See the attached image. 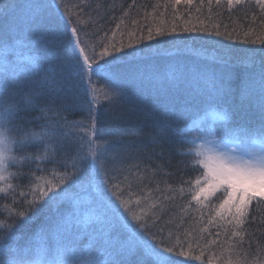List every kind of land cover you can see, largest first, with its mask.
Here are the masks:
<instances>
[{
    "label": "snow or ice",
    "instance_id": "6c2138e0",
    "mask_svg": "<svg viewBox=\"0 0 264 264\" xmlns=\"http://www.w3.org/2000/svg\"><path fill=\"white\" fill-rule=\"evenodd\" d=\"M184 2L190 5L193 0ZM233 2L247 4L252 0H228L229 6ZM254 2L264 11V0ZM180 3L181 0H175V4ZM216 3L220 4V0ZM89 7L88 0H80L79 4L72 5L77 9L74 13L63 0H57L55 8L49 0H0V49H3V55H0V106L11 102L13 135L20 137L28 131L18 124L19 115L27 109H40L39 100L45 95L60 97L63 94L73 102L62 110L86 111L90 122L89 138L84 141L86 149H81L78 163L73 165L75 171L56 183L47 181L49 186L46 188L37 185L39 191L22 211L14 212L11 223L0 220V264H144L145 256L151 257L153 264H191L192 260H200L203 250L197 238L186 233L185 239H181L173 231H166L167 209L175 207L176 200L183 199L186 191L183 186L173 189L170 184L167 187L171 194L162 196L159 204L150 205V211L140 208L137 212L133 201L124 199L120 184L116 183L112 187L122 208L110 196L94 198L91 207L95 212L88 218L82 219L79 207H73L51 226L42 228L34 238L21 242L17 237L19 218L30 217L35 211L34 205L49 197V193V199L60 197L71 202L73 188L85 172L103 173L108 182L113 177L108 175L107 163L140 158L139 154H145L156 165H144L143 172L149 174V179L163 172L165 165L171 163L173 152L193 157L190 162H184L185 167L202 166L201 176L195 179L194 187L187 190L191 200L180 206L181 211L191 209L194 201L199 206L196 211L200 212L205 201L218 198L220 202L215 214L210 213L208 223L216 222L220 227L219 222L223 221L226 225L224 234L240 238L237 244L243 243V229L251 215V206L254 202L264 203V49L259 59L254 58L249 63L240 87L241 103L234 104L231 102L234 94L233 45L225 44L224 40L242 39L246 44L264 45V30L257 33L248 28L241 33L235 28L229 30L225 25L221 31L219 23L211 29L196 25L181 29L182 33L204 34L192 37L178 34L175 26L170 30L164 26L148 27L146 36L143 32H128L127 44L123 40L119 45L101 43L100 51L93 47L88 55L81 47L84 40L79 33L83 32L85 37L89 33L79 23V17ZM260 24L264 26V19ZM116 28L119 29L120 24ZM49 34L58 49L53 55L61 58L59 72L50 69L53 57L49 54ZM112 35L115 37L116 32ZM157 37H171L174 41L175 55L167 61L166 67L160 62L166 56L167 39ZM217 37L222 39H214ZM192 39L210 41L217 46L211 63L190 66L184 62L185 41ZM251 55L255 57L256 50L253 49ZM121 62L133 64V71L118 73L116 65ZM93 77L111 85L105 100L116 113L114 119L119 126L115 129L107 130L103 120L97 122L93 101L98 97L93 93L92 100L88 99ZM23 89L27 92L20 91ZM138 94L151 95L156 110L161 112L159 118H153L151 132L147 134L153 145L148 153H145L147 145L136 146L124 139L129 134L139 135L143 130L131 118L136 107L128 108L126 113L118 111L121 105H135L134 96ZM16 96H20V100H15ZM209 110L213 115L211 121L207 120ZM42 111L43 127L50 132V138L55 139L64 130L73 128L66 118L47 119L51 106ZM189 125L195 127L190 129ZM189 131L199 133L196 141L200 148L181 151L176 145L191 142L187 139ZM31 144L18 145L17 152ZM133 153L137 155L133 156ZM153 157L158 161H153ZM20 164L6 166L0 159V193L14 188L11 181L17 173L12 169ZM6 167L11 171L6 172ZM132 169L139 171L140 165H132L125 171ZM123 178L127 180V176ZM187 183L192 185L193 181ZM156 191H161L159 182ZM135 203L139 205V199ZM128 215L137 221L142 233L129 235L120 231L121 225H127ZM172 240H175L174 244L170 243ZM225 242L232 250L230 240ZM257 245L264 249L259 241ZM185 246L189 251H185ZM197 249L201 250V256L189 255ZM134 257L137 258L135 261Z\"/></svg>",
    "mask_w": 264,
    "mask_h": 264
},
{
    "label": "trees",
    "instance_id": "16d2710c",
    "mask_svg": "<svg viewBox=\"0 0 264 264\" xmlns=\"http://www.w3.org/2000/svg\"><path fill=\"white\" fill-rule=\"evenodd\" d=\"M49 3L55 8L53 0H49ZM63 3L68 4L69 8L75 13L77 9L72 8V5L79 4L80 0H63ZM88 3L91 7L85 8L84 14L79 17V23L84 25L89 33L88 37H85L83 32L79 33L84 40L81 47L85 48V53L88 55H91V48L93 47L100 51L99 46L101 43L105 46L112 43L119 45L120 41L123 40L127 44L129 42L128 32H143L146 36L148 27L155 29L157 26H164L170 30L175 26L178 34L192 37L204 34L197 32L182 33L181 29L192 25L197 27L207 26L211 29L214 24L219 23L221 31L224 30L225 25L228 26L229 30L235 28L241 33L248 28L255 29L257 33L264 30V26L260 24V20L264 19V11L255 4L254 0L247 4H236L233 2L231 6H229L228 0H220V4H217L216 0H211V3H209V0H203V2L202 0H193L190 5L185 3L184 0H181L178 5L175 4V0H135L134 3L133 0H88ZM96 5H100V7L96 8ZM253 15H255V19H253ZM117 24H120L119 29L116 28ZM98 29H102V31H98ZM113 32H116L115 37L112 35ZM105 33H107V36H105ZM121 33H124V35L122 36ZM157 39H167V43L164 45L166 56L160 62L162 66L166 67L167 61L175 55V48L172 47L174 41L171 37H157ZM214 39L222 38L217 37ZM224 43L233 45V60H240L233 61L232 87L234 94L231 98L232 103L240 104L239 92L244 73L248 70V65L252 59H259L264 45L246 44L242 39L239 41H228L225 39ZM185 44V56L183 59L190 66L193 64L197 66L209 64L212 58L210 57L207 60L211 56L209 54L213 53L216 55L214 49L217 46L210 41L192 39L185 41ZM48 48L51 50L49 54L53 57L50 61V69L59 72L61 58L53 55L58 49L56 41L50 34L48 35ZM253 49L256 50L255 57L251 55ZM192 52L196 54H189ZM197 52H205L209 56L197 54ZM0 55H3V49H0ZM133 69L134 65L127 62H121L116 65V71L121 74H127ZM110 90L111 85L93 77L92 88L88 96L89 100H92L93 93L98 97L97 100L93 101L96 106L95 115L98 123L101 120L104 121L107 130H112L119 126L118 121L114 119L116 113L113 111V106L105 100V95ZM20 91L26 93L27 89ZM78 92L79 89H77ZM20 98V96L14 97L15 100H20ZM134 100L135 105H121L118 111L126 113L128 108L136 107L137 110L131 114V118L137 121L143 130L139 135L129 134L124 139L136 146L147 145L145 153H148L153 145H151L150 137L147 134L151 132L150 126L153 123V118H159L161 112L156 110L154 99L151 95L138 94L134 96ZM72 102L63 94L60 97L45 95L39 100L40 109H27L20 113L18 124L26 130H36L45 125L44 111L42 110L51 106L52 111L47 112V119L55 121L60 120L61 117L66 118L67 121L71 122L73 128L64 130L55 139L50 138L42 143H32L19 150V155L26 159L22 160L18 168L12 169L13 172L17 173L11 181L14 188L9 190V192L0 193V220H6L11 223L14 212L22 211L32 200L33 194L39 191L36 187L37 185L46 188L49 186L46 183L47 181L56 183L75 171L73 165L78 163L77 157L81 153V149H86L84 141L89 138L87 132L90 130V122L86 111L76 108L69 111L62 110L65 105ZM245 103L247 102L245 101ZM212 119V110H209L207 120L211 121ZM193 127L195 125H189L190 129ZM198 135L199 133L196 131H189L187 139L191 142L177 144L176 147L180 148L181 151L199 150L200 144L196 141ZM110 138L105 137V139ZM157 151H159L158 148ZM136 155L133 153V156ZM139 156L140 158H134L122 163L120 161L107 163L108 175L113 177L108 182L113 183L115 180L118 183L122 182L123 197L133 201V206L137 212H139L140 208L150 211L148 205L151 202L159 204L162 196L170 195L167 185H172L173 189L183 186L186 190L184 198L177 199L175 202L176 206L167 209L169 214L165 218V223L168 225L166 231H173L181 239H185L186 233H191L192 237L198 239L200 249L203 250V256L200 260H192V264H221L217 262L215 256H220L223 249L227 250L226 248H229V243L225 242L229 240L232 249L236 251V256L233 257L243 262L241 264H254L256 261L264 260V249L257 245V241H259L260 245L264 246V203L254 202L251 206V215L243 229V243L237 244V240L240 238H230L224 234L226 225L223 221L219 222L222 225L220 227H217L216 222L208 223L211 219L210 213L211 215L215 214V208L220 202L218 198H210L209 201H205L200 212L196 211L199 206L194 201H192L191 209L181 211L180 206L186 205L191 200L187 190L190 187H194L195 179L201 176L202 166L196 168L185 167L184 162H190L193 157L182 156L173 152L171 163L165 165L163 172L149 179V174L143 172L144 165L150 163L152 167L156 165L149 161L145 154H139ZM152 159L153 161H158L156 157ZM136 164L140 165L139 171L136 169H132L131 172L125 171V169H129ZM124 176H127V180L123 178ZM100 179L105 182L103 173L98 175L92 171L85 172L81 176L78 185L73 188V199L85 193L87 188L100 185L102 182ZM188 180H192L193 184L189 185L187 183ZM182 181L183 183L181 184ZM157 182H159L161 191H156ZM57 191L59 190L57 189ZM49 197H51V193H49ZM49 197H45L34 205L35 211L30 214V217L19 218L16 235L21 242L34 238L39 228L50 217L64 212L68 204L71 203L60 197L54 200L49 199ZM137 199L140 201L139 206L135 203ZM117 205H119L118 202ZM119 206L122 208V205ZM201 212L203 213L202 216ZM129 216L131 217V215H128L127 218ZM131 225H135V231L138 230L137 222ZM204 229L207 230L204 231ZM152 231L154 234L156 233L155 228ZM217 233H220V235L217 236ZM146 238L150 240V237ZM214 240L216 241L215 244L212 243ZM170 243L174 244L175 240ZM193 248H195V245H193ZM200 249L190 251L189 255L192 257L201 256ZM185 251H189L187 246H185ZM136 259L135 257L133 258L134 261ZM143 259L144 264H153L151 257L145 256Z\"/></svg>",
    "mask_w": 264,
    "mask_h": 264
},
{
    "label": "rangeland",
    "instance_id": "374dc122",
    "mask_svg": "<svg viewBox=\"0 0 264 264\" xmlns=\"http://www.w3.org/2000/svg\"><path fill=\"white\" fill-rule=\"evenodd\" d=\"M53 2L56 3L57 0H53ZM189 54H196V53L192 52V53H189ZM197 54H205V52H197ZM205 55H207V56L211 55V56H209V58L207 57L208 58L207 60H209L210 57H214L215 56V54H213V53L209 54V55L208 54H205ZM233 61H240V60L237 59V60H233ZM247 64H248V62H247ZM113 183L116 184L118 182H117V180H115ZM113 183L112 182L106 183L103 180L100 183V185H94L93 187H90V188H87V189L85 188L86 192L81 194V195H79V196H77L76 198H74L71 201V203H69L68 206L65 208L64 212H61L57 216L50 217L48 219V221L43 226H41L39 228V230L36 233V236H37V234L40 233L42 228L51 226L52 225L51 222L54 223L60 216L66 215L69 211L72 210L73 207H77V206L79 207V209L81 211V218L82 219H86L89 216L93 215L94 212H95V209L91 207V203H92L94 198H103V197H106V196H110L111 200H114V201H116V203L117 202L119 203V201L117 200L116 195L114 194L115 190L112 187ZM119 184H120V188H121L122 182H120ZM110 202L111 201H109V203ZM152 204H155V203L151 202L148 205V207L150 208V205H152ZM127 222L131 225V224H136L137 221H135L134 219H132V217L129 216L127 218ZM128 223H127V225H121V227H120V231L121 232H123L125 234H129V235H137V234L141 233L142 229H140L139 226H138V230L135 231V227H134L135 225H133V226L131 225L130 226ZM226 249L227 250H224V249L222 250V254L220 256H215V258L217 259V262H220L221 264H237V262H239V264L243 263L241 261H238L239 259L236 260V258L233 257V256H236L235 255L236 254L235 249L234 250L233 249L229 250V248H226ZM238 255H239V253H238ZM211 256H213V255H211ZM254 264H264V260L256 261Z\"/></svg>",
    "mask_w": 264,
    "mask_h": 264
},
{
    "label": "clouds",
    "instance_id": "9594fccd",
    "mask_svg": "<svg viewBox=\"0 0 264 264\" xmlns=\"http://www.w3.org/2000/svg\"><path fill=\"white\" fill-rule=\"evenodd\" d=\"M11 102H6L0 106V159L6 166L19 164L22 162L21 156L17 152L18 145L31 144L36 142H44L50 139V132L44 127L36 130H28L23 136L16 137L10 128ZM5 171H11L6 167Z\"/></svg>",
    "mask_w": 264,
    "mask_h": 264
}]
</instances>
